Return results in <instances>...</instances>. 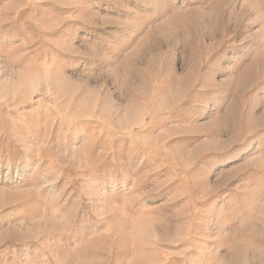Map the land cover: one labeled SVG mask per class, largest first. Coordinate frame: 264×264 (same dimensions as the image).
<instances>
[{"label": "rangeland", "instance_id": "1", "mask_svg": "<svg viewBox=\"0 0 264 264\" xmlns=\"http://www.w3.org/2000/svg\"><path fill=\"white\" fill-rule=\"evenodd\" d=\"M0 264H264V0H0Z\"/></svg>", "mask_w": 264, "mask_h": 264}]
</instances>
